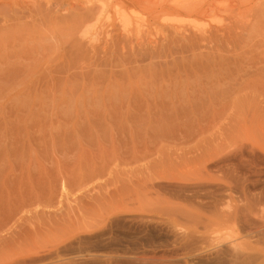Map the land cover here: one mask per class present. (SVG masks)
<instances>
[{
	"label": "rangeland",
	"instance_id": "1",
	"mask_svg": "<svg viewBox=\"0 0 264 264\" xmlns=\"http://www.w3.org/2000/svg\"><path fill=\"white\" fill-rule=\"evenodd\" d=\"M0 264H264V0H0Z\"/></svg>",
	"mask_w": 264,
	"mask_h": 264
},
{
	"label": "bare ground",
	"instance_id": "2",
	"mask_svg": "<svg viewBox=\"0 0 264 264\" xmlns=\"http://www.w3.org/2000/svg\"><path fill=\"white\" fill-rule=\"evenodd\" d=\"M116 14H117V15H119V14H120V13H119V10H117V11H116Z\"/></svg>",
	"mask_w": 264,
	"mask_h": 264
}]
</instances>
